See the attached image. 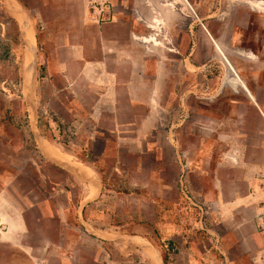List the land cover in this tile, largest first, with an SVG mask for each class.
Segmentation results:
<instances>
[{
  "label": "crops",
  "instance_id": "1",
  "mask_svg": "<svg viewBox=\"0 0 264 264\" xmlns=\"http://www.w3.org/2000/svg\"><path fill=\"white\" fill-rule=\"evenodd\" d=\"M19 1L44 27L43 48L47 50L49 72L67 82L73 81L75 72L88 81L98 80L100 106H121L114 110L117 112L123 110L122 106L130 107L135 113L133 118L157 122L167 119L170 109L181 104L174 101L179 88L172 86V69L165 60L155 63L156 51L162 48L145 43L138 36L156 34L144 21L160 19L164 28L158 39L166 40L170 26L181 21L176 11L182 9L184 2L177 4L176 0V9L167 5L169 0H111L114 18L101 21L92 13L90 0ZM256 1L226 0L222 7L223 0H215L217 11L204 27L203 40L211 47V60L223 64L224 77L216 89L212 78L209 89L216 92L210 102L212 111L201 113V117L217 120L220 125L212 132L210 149L207 141L196 140L193 148L187 145V150V139L178 133L176 137L182 152H189V157L194 154L188 159L189 165L202 160L195 179L201 178L199 182L204 185L209 174V198L206 194L204 197L211 201L212 230L219 235L217 248H221L230 264H264V0H259L261 5ZM149 9L153 14L160 9L175 14L151 18ZM200 23L203 24L202 19ZM145 29L152 33L140 35ZM177 48L180 54H186L188 49L182 41ZM196 53L190 51V58ZM194 66L201 68L197 63ZM195 73V78L203 76V72ZM235 74L241 78L238 84L230 80ZM178 75L185 77L186 73L178 70ZM140 110L144 112L141 117ZM155 126L154 123L152 127ZM103 132L114 133L109 129ZM148 132L140 130L138 136ZM187 137L192 138L191 134ZM182 162L174 167L180 168ZM53 164L67 173L73 188L79 187L78 200L73 203L67 192V203L60 205L58 182H52L54 187L49 194L43 196L36 184L25 198H20L12 193L10 177L6 182L0 181V264H120L116 256L117 248L122 247L118 237L123 235L90 223L96 221L91 205L104 196L100 168L84 163L99 175V179L92 180L96 194L90 196L83 185L87 178L77 167L68 162ZM0 175L4 176L2 172ZM130 237L150 241L142 235Z\"/></svg>",
  "mask_w": 264,
  "mask_h": 264
},
{
  "label": "rangeland",
  "instance_id": "2",
  "mask_svg": "<svg viewBox=\"0 0 264 264\" xmlns=\"http://www.w3.org/2000/svg\"><path fill=\"white\" fill-rule=\"evenodd\" d=\"M15 1L21 5L19 0ZM175 1L169 0L167 5L177 9V4L184 2L182 9L176 11L181 21L170 26L171 33L167 31L165 41L163 37L158 39L164 28L160 19L144 21L156 34L138 36L139 40L162 48L156 51L155 63L165 60L172 69V86L179 88L174 101L181 104L170 109L167 119L157 122L133 118L135 113L130 107L122 106L123 110L117 112L114 110L121 106H100L98 80L88 81L75 72L73 81L67 82L51 74L47 50L43 48L44 27L21 5L28 21L29 41L35 44L30 61L24 26L6 0L0 1V173L4 174L0 181L6 182L10 177L12 193L20 198H25L36 184L43 196L49 194L54 187L52 182H58V203L64 205L66 193L71 194L75 203L80 189L73 188L67 173L53 162H68L77 167L87 178L83 185L90 196L96 194L92 180L99 179V175L84 163L99 167L104 196L91 205L90 212L94 211L96 221L90 223L123 235L118 237L122 247L117 248L116 256L120 264H230L221 248H217L219 235L212 230L211 201L204 197L206 194L209 198V174L201 185V178L195 179V174L202 167V160L189 165L188 159L194 158V154L189 157V152H182L176 142L178 133L187 139L186 149L193 148L196 140L207 141L210 149L212 132L220 125L217 120L201 117V113L212 111L210 102L216 92L209 88L213 85L216 89L224 77L223 64L211 60V47L203 40L204 27L217 11L215 0H190L198 7L188 0H177V4ZM256 3L263 4L259 0ZM225 5L223 0L222 7ZM154 12L149 9L151 18L175 14L169 9ZM10 16L19 22L23 44L15 42ZM147 33L152 32L145 29L140 35ZM179 41L188 48L186 54H180ZM190 51L197 53L190 58ZM195 63L201 68L196 69ZM178 70L185 71L186 76L179 78ZM195 72H203V76L195 78ZM212 78L216 81L211 85ZM230 80L238 84L241 78L235 74ZM107 108L109 112L98 117ZM138 112L139 117L144 114L142 110ZM154 123L156 126L152 127ZM107 129L114 133H104ZM140 130L149 132L138 136ZM180 161L183 165L174 167ZM131 235H142L150 241Z\"/></svg>",
  "mask_w": 264,
  "mask_h": 264
},
{
  "label": "bare ground",
  "instance_id": "3",
  "mask_svg": "<svg viewBox=\"0 0 264 264\" xmlns=\"http://www.w3.org/2000/svg\"><path fill=\"white\" fill-rule=\"evenodd\" d=\"M6 2L10 6V9L14 12V14L16 15V17L21 21V24L24 26V35H25V41H26V46H27V54H28L27 58L30 59V61H31L32 58H34V57L31 58V56L34 55V53L31 51V47L35 48L34 47L35 44L33 42L29 41L30 39L28 38V34H27V22L28 21L26 19L24 10L22 9L21 5L18 4L15 0H6ZM28 59H27V67H28V69H30V66L29 65H31L30 64L31 62ZM92 183H93V181H92Z\"/></svg>",
  "mask_w": 264,
  "mask_h": 264
},
{
  "label": "built area",
  "instance_id": "4",
  "mask_svg": "<svg viewBox=\"0 0 264 264\" xmlns=\"http://www.w3.org/2000/svg\"><path fill=\"white\" fill-rule=\"evenodd\" d=\"M90 9L101 21H110L114 18V8L111 0H90Z\"/></svg>",
  "mask_w": 264,
  "mask_h": 264
},
{
  "label": "trees",
  "instance_id": "5",
  "mask_svg": "<svg viewBox=\"0 0 264 264\" xmlns=\"http://www.w3.org/2000/svg\"><path fill=\"white\" fill-rule=\"evenodd\" d=\"M10 18H11V21H12L13 25L15 26V34H16L15 42H18L19 44H23V40L21 38V31H20L19 23H18V21L14 17L10 16ZM21 69L22 68L20 67V70Z\"/></svg>",
  "mask_w": 264,
  "mask_h": 264
},
{
  "label": "water",
  "instance_id": "6",
  "mask_svg": "<svg viewBox=\"0 0 264 264\" xmlns=\"http://www.w3.org/2000/svg\"><path fill=\"white\" fill-rule=\"evenodd\" d=\"M31 51L34 52V48L33 47H31ZM30 68H31V66H30Z\"/></svg>",
  "mask_w": 264,
  "mask_h": 264
}]
</instances>
